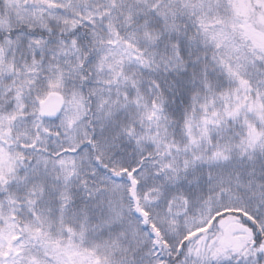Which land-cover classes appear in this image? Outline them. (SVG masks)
Wrapping results in <instances>:
<instances>
[{
	"label": "snow or ice",
	"instance_id": "6c2138e0",
	"mask_svg": "<svg viewBox=\"0 0 264 264\" xmlns=\"http://www.w3.org/2000/svg\"><path fill=\"white\" fill-rule=\"evenodd\" d=\"M0 264H264V0H0Z\"/></svg>",
	"mask_w": 264,
	"mask_h": 264
}]
</instances>
